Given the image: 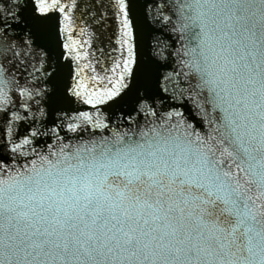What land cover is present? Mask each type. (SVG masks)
<instances>
[{"label":"snow or ice","instance_id":"obj_1","mask_svg":"<svg viewBox=\"0 0 264 264\" xmlns=\"http://www.w3.org/2000/svg\"><path fill=\"white\" fill-rule=\"evenodd\" d=\"M108 7L101 74L79 0H0V264H264V0Z\"/></svg>","mask_w":264,"mask_h":264},{"label":"water","instance_id":"obj_2","mask_svg":"<svg viewBox=\"0 0 264 264\" xmlns=\"http://www.w3.org/2000/svg\"><path fill=\"white\" fill-rule=\"evenodd\" d=\"M108 5L109 0H79V8L76 13L77 16L82 15L83 19L86 20L90 26L86 29V35L83 38L88 39L90 36L92 37V48L86 50L92 54L90 58L92 62L96 64L97 71L101 74H104L105 68H111L114 59L119 55L118 52H113L114 48H118L116 44L118 20ZM142 27L147 42H151V35L159 36L161 39H166L170 35L167 32L155 31L159 25H154L150 16L143 21ZM97 61H99V63H96ZM11 71L13 74H16L15 69ZM21 72L24 75L27 74L23 69H21ZM89 75H91L90 71ZM19 78L21 81L23 80V76H19ZM75 107H78L81 111L90 110V106L84 104H78L75 105ZM193 123H195V121H193ZM48 127H51V125H48ZM61 135H64V133H61ZM84 135L87 134L85 133ZM66 139L74 142L75 135L67 133ZM21 163H23V160H21Z\"/></svg>","mask_w":264,"mask_h":264}]
</instances>
